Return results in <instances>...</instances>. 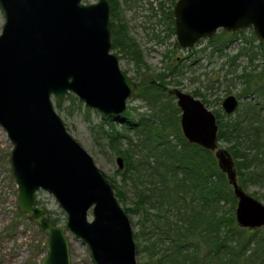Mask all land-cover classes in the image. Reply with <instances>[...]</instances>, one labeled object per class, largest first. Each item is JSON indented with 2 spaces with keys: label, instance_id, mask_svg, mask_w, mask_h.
<instances>
[{
  "label": "water",
  "instance_id": "obj_1",
  "mask_svg": "<svg viewBox=\"0 0 264 264\" xmlns=\"http://www.w3.org/2000/svg\"><path fill=\"white\" fill-rule=\"evenodd\" d=\"M0 9V126L12 144L17 211L46 237L40 264H71L68 233L87 245L93 264H136L130 221L110 180L54 109V102L72 94L104 117L119 120L136 94L137 84L112 52L109 0H0ZM172 16L183 50L213 39L218 30L231 35L250 28L264 44V0H177ZM168 92L180 111L183 137L211 151L225 174L236 201L237 226L264 227V204L239 186L230 153L218 147L214 113L184 91ZM221 107L231 115L238 100L227 96ZM116 163L119 170L124 167L122 157ZM39 191L63 210V225L53 224L38 204Z\"/></svg>",
  "mask_w": 264,
  "mask_h": 264
},
{
  "label": "trees",
  "instance_id": "obj_2",
  "mask_svg": "<svg viewBox=\"0 0 264 264\" xmlns=\"http://www.w3.org/2000/svg\"><path fill=\"white\" fill-rule=\"evenodd\" d=\"M109 2L112 49L129 54L139 70H148L139 47L119 20L116 0ZM168 14V20L173 24L172 11L169 10ZM173 30L171 28V32ZM237 35L221 31L207 43L213 45L214 52H222V46L230 44ZM174 46L177 48L176 43ZM246 50L243 47L239 54ZM167 58L170 60V56ZM167 70L169 75L179 71L171 61ZM166 77V74L158 73L137 84V94L148 105L149 116L129 118L128 110L125 118L119 119L125 132L118 133L111 124L107 134L110 148L124 157L125 171L136 173L142 186L133 208L124 209L126 214L141 212L142 225L148 216L153 218L149 232L140 230L133 237L136 242L140 235L144 238L150 233L154 237L142 247L146 264L264 263V238L251 234L261 228L249 230L237 226L232 188L225 174L219 171L213 153L183 137L180 111L171 101L174 97L167 90ZM239 78L244 83L242 94L258 93L264 99V69L259 74L244 71ZM216 119L217 142L230 144L225 150L234 161L239 186L245 191L247 185L262 183L264 123L256 108L245 105L241 116L235 119L223 120L219 115ZM123 144L126 149L121 151ZM135 155L139 157L133 160ZM111 185L116 198L122 201L123 193ZM50 219L57 224L56 219Z\"/></svg>",
  "mask_w": 264,
  "mask_h": 264
},
{
  "label": "rangeland",
  "instance_id": "obj_3",
  "mask_svg": "<svg viewBox=\"0 0 264 264\" xmlns=\"http://www.w3.org/2000/svg\"><path fill=\"white\" fill-rule=\"evenodd\" d=\"M96 1L82 0L85 4ZM176 1L116 0L119 20L126 26L128 36L139 47L142 60L148 67L146 71L144 68L139 70L129 54L112 49L119 59L120 69L126 72L136 84H141L145 79L153 78L158 73H164L167 75L164 80L167 90L176 88L196 96L215 116L219 115L223 120L241 116L245 105L251 104L256 108L259 118L264 123L263 97L258 93L242 94L244 83L239 78V75L244 71L258 74L263 71L264 44L255 39L249 28L237 32V38L227 46H222V52H214L213 45H209L207 40L199 41L189 50L180 49L178 46L175 48L176 38L174 32H171L173 24L168 20V12L172 11ZM171 17L173 22V16ZM3 23L4 17L0 9V32ZM220 33L221 30H218L216 34ZM243 47H246L247 50L239 54ZM235 55H238L237 58L232 60ZM167 56H170V60ZM170 61L172 64H176L179 70L174 71L172 75H169L167 70ZM194 93L196 94L194 95ZM229 95L236 97L238 107L234 113L226 115L221 104L223 99ZM171 101L175 103L174 98H171ZM54 109L68 133L92 157L96 166L104 171L111 184L118 187L123 193V200H118L122 208L125 210L133 208L142 186L136 179V173L125 171L124 157L110 148L107 137L111 124L118 133L125 132L122 120L110 118L109 121V118L86 107L72 94H67L60 102H54ZM128 110L131 115L129 118L138 119L142 115H150L148 105L138 96L137 92L128 100L125 112ZM125 112L120 116L121 119L125 118ZM169 139L172 137L170 136ZM229 146V143L218 142L220 148L226 149ZM11 149L12 144L0 126V264H40L45 255L46 237L33 222L27 219V215L17 211V187L9 164ZM125 149L126 146L121 145L120 150ZM117 157L123 158L124 167L121 170L118 169L116 163ZM138 157L139 155H135L133 160ZM245 192L264 204V181L257 185H247ZM37 201L39 205L48 210L52 219L58 221L57 225H63L66 222L65 213L50 194L39 191ZM150 213H154V210H150ZM127 216L133 237L140 230L147 233L153 227L151 216L147 217L143 225L140 224L141 212L127 213ZM88 220H91L90 215H88ZM251 234L264 238V228L257 232L253 231ZM150 237H152L150 233L145 234L144 238L140 235L137 242L133 238L136 246V264H146L147 257L142 247L149 242ZM67 238L70 245L71 264H93L87 245L69 233ZM153 239L154 237L150 241Z\"/></svg>",
  "mask_w": 264,
  "mask_h": 264
},
{
  "label": "flooded vegetation",
  "instance_id": "obj_4",
  "mask_svg": "<svg viewBox=\"0 0 264 264\" xmlns=\"http://www.w3.org/2000/svg\"><path fill=\"white\" fill-rule=\"evenodd\" d=\"M230 96V95H229ZM194 97V96H193ZM236 98V97H235ZM180 115V114H179Z\"/></svg>",
  "mask_w": 264,
  "mask_h": 264
}]
</instances>
